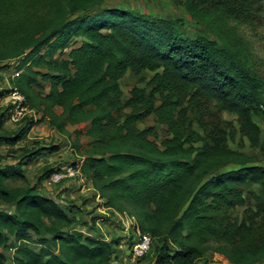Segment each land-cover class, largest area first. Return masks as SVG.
<instances>
[{"label":"trees","instance_id":"1","mask_svg":"<svg viewBox=\"0 0 264 264\" xmlns=\"http://www.w3.org/2000/svg\"><path fill=\"white\" fill-rule=\"evenodd\" d=\"M223 2L181 1L212 39L190 36L181 19L105 0H0V71L16 63L20 75L9 86L33 109L9 129L10 88L0 91L7 102L0 146L8 148L0 151V201L8 204L0 208V264H126L114 250L120 239L98 235L95 217H77L36 185L7 184L27 180L25 163L60 150L20 145L44 119L61 134L87 123L73 143L84 155L83 176L105 208L134 216L150 233L152 264H197L208 251L232 264L264 263V166L228 145L215 114L235 113L250 144L260 145L255 116L264 115V77L219 26L215 10ZM129 71L146 84L125 97L121 79ZM149 116L166 136L140 126ZM81 134L91 138L84 150ZM60 167H47L40 179ZM253 184L261 185L257 195L246 189ZM247 193L255 216L235 221L231 211L247 204Z\"/></svg>","mask_w":264,"mask_h":264},{"label":"rangeland","instance_id":"2","mask_svg":"<svg viewBox=\"0 0 264 264\" xmlns=\"http://www.w3.org/2000/svg\"><path fill=\"white\" fill-rule=\"evenodd\" d=\"M182 0H105V6H123L129 9H136L141 12H148L154 16H160L170 19H181L183 21V29L192 37L198 34H205L207 37L216 39V35L211 31L205 30L200 24L192 18V16L186 11ZM223 3H218L215 10L216 19L221 29L225 30V33L235 38L241 43L246 50L250 53L251 57L255 61L258 71L264 77V0H223ZM16 63H12L8 69L0 71V91L8 88L10 85V76L15 70ZM5 78L2 79V76ZM148 77L152 75V72H147ZM44 83V82H43ZM145 81H141L139 76L134 75L132 72L127 74L121 79V86L124 90L125 97L130 95V90L135 85L143 86ZM45 85V83H44ZM10 87V86H9ZM5 91V90H4ZM7 98V96H6ZM9 100V99H8ZM7 102H0V109L6 107ZM217 115V121L226 130L228 134L227 143L231 148L238 149L246 152L248 155L254 157L251 163L264 166V115H256L255 120L261 125L262 141L258 146H252L246 137L240 119L235 113L232 112H215ZM10 126L16 127V124L9 123ZM154 125L158 129L161 137L166 136V126L158 124L154 120V116L147 117L144 121L140 122V126ZM197 129L203 132V129L198 125ZM76 126H70L68 134H60L56 130L50 127L47 122H43L37 128L31 131L24 137V141L20 145L33 146L45 145L50 143H57L60 145V150L55 153H43L33 163H25L24 169L27 176V180L21 178L8 179L7 184L9 186L16 185H36L43 193L53 194L60 198L61 203L67 207V210H71L74 215L81 217L83 214L88 218H96L97 228L96 232L101 237L111 239H120V244L114 246L116 254L126 264H152V248L142 258L132 260L131 259V245L134 240L132 231L130 233L124 230L122 223L117 217L116 213L111 212L110 209H106L102 203L104 199L99 197L98 193L89 185L87 180L77 178L73 180H63L61 182H53L49 176L40 179L42 173L47 167L63 166L64 164L71 163L77 159L83 158V152L77 149L73 143L77 137L75 134ZM78 127H82L78 126ZM37 139V140H36ZM79 139V138H78ZM83 144L89 142L88 138L81 137ZM40 143V144H38ZM200 144V143H199ZM88 145V144H87ZM86 145V146H87ZM85 146V147H86ZM84 147V148H85ZM82 148V150H84ZM8 148L5 145L0 146V151H6ZM15 160V158H9L6 161ZM233 168H239L233 167ZM232 168V169H233ZM261 185L253 184L246 188L253 191L256 195L260 192ZM246 190V191H247ZM247 204L245 206H239L231 211V218L233 220H241L243 217H247L252 214L248 211L249 208H255V198L251 194H246ZM79 205L81 210L74 207ZM8 204H0V208H6ZM249 207V208H247ZM248 211V212H247ZM109 218V220H107ZM103 219V220H102ZM260 221V217L257 218ZM120 221V222H119ZM119 222V224H118ZM91 223L87 226H83V229L87 232L91 231ZM127 233V234H126ZM132 236V237H131ZM34 247H40L34 245ZM9 254L10 251H7ZM130 254V255H129ZM10 260H8L9 262ZM197 264H232L224 256L219 253L208 251L206 256L198 261ZM264 264V263H255Z\"/></svg>","mask_w":264,"mask_h":264},{"label":"built area","instance_id":"3","mask_svg":"<svg viewBox=\"0 0 264 264\" xmlns=\"http://www.w3.org/2000/svg\"><path fill=\"white\" fill-rule=\"evenodd\" d=\"M20 75V70H14L11 74V77H16ZM10 90L8 92V99L11 102V109L8 117V121L18 125L21 124L24 118L33 112L27 103L25 96L17 89L9 87ZM84 164V158L77 159L72 161L71 163L64 164L60 169L54 170L49 176L50 180L53 182H61L65 179H84L82 167ZM91 186V184L89 183ZM99 197L100 194L98 193ZM101 198V197H100ZM108 209V208H106ZM114 214L116 213L117 217L123 224L124 230L132 231V235L134 236L131 245V259L136 260L144 255L151 249V245L153 242L152 236L148 232H143L139 227L137 220L134 216L126 215L118 212L117 210H113ZM103 220V219H102ZM98 224V223H97ZM105 238V237H103ZM109 241L108 238H105ZM130 255V254H129ZM7 264H14L12 261L7 262Z\"/></svg>","mask_w":264,"mask_h":264},{"label":"crops","instance_id":"4","mask_svg":"<svg viewBox=\"0 0 264 264\" xmlns=\"http://www.w3.org/2000/svg\"><path fill=\"white\" fill-rule=\"evenodd\" d=\"M47 89H49V86H48V85H47ZM35 115L37 116V118H39V117L41 116V113H40V114L35 113ZM43 122H47V124L50 125L48 119H44V120H42L41 122H39L38 124H36V125L31 129V131L34 130L35 128H37V127H38L40 124H42ZM9 123H12V122L8 121V122L6 123V126H7L9 129H10V128L14 129V128L17 127V126H16V127H12V126L9 125ZM13 124H14V123H13ZM81 125H82V127H78V126H81ZM86 125H87V123H82V124H79V125H69L67 128H69L70 126H76V127H75V130H76V129H83V130L85 131V130H86V128H85ZM50 127L53 128L51 125H50ZM53 129L56 130L55 128H53ZM75 130H74V132H75V134H76V131H75ZM31 131H30L29 133H31ZM56 131H57V130H56ZM68 131H69V129H68ZM57 132H58V131H57ZM60 134H61V133H60ZM81 137L88 138V139H89V142L91 141V138H90L89 136H87L86 134H81V135H80V137H79V143H80V147L83 148V147H85L89 142H88L87 144L84 145L83 142L81 141ZM76 138H77V137H76ZM76 138L74 139V143H75ZM36 140H37V139H36ZM55 144H56V143H55ZM45 145H49V144H45ZM55 152H56V151H55ZM55 152H45V153H52V154H53V153H55ZM43 155H44V154H41V155L37 156V158H34L32 161L35 162L37 159H39V158H40L41 156H43ZM32 161H31V163H33ZM90 184H91V183H90ZM91 187H92V185H91ZM92 188H93V187H92ZM0 204H5V203L0 201ZM111 212H114V211L111 210ZM107 220H109V218H107ZM119 222H120V221H119ZM119 222H118V224H119ZM120 224H121V222H120ZM122 225H123V224H122ZM126 234H127V233H126ZM131 237H132V236H131Z\"/></svg>","mask_w":264,"mask_h":264}]
</instances>
